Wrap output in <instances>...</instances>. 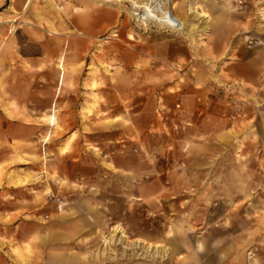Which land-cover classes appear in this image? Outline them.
<instances>
[{"label":"rangeland","instance_id":"1","mask_svg":"<svg viewBox=\"0 0 264 264\" xmlns=\"http://www.w3.org/2000/svg\"><path fill=\"white\" fill-rule=\"evenodd\" d=\"M29 1L0 0V225L13 221L5 204L19 190L41 224L52 210L66 217L70 203L87 211L98 230L86 239L88 264H264V0H171L182 34L144 26V9L126 0ZM251 64L261 67V90L220 85L217 72H252ZM115 103L123 115L103 125L138 133L153 177L133 197L107 176L96 198L74 186L81 194L69 199L66 155L101 154L82 121ZM204 105L234 118L217 144L180 121L185 108Z\"/></svg>","mask_w":264,"mask_h":264},{"label":"crops","instance_id":"2","mask_svg":"<svg viewBox=\"0 0 264 264\" xmlns=\"http://www.w3.org/2000/svg\"><path fill=\"white\" fill-rule=\"evenodd\" d=\"M50 33L57 34L58 32L50 30ZM84 35L86 36V34ZM263 37L260 44L262 47H264ZM260 55L264 60V52ZM250 68L254 70L244 72L240 69H230L225 73L226 77L217 72V79L221 82V86L253 93L263 87L261 81L263 75L260 72V66L257 67L258 69L255 65ZM203 81L201 80V82ZM208 82L212 81L208 80ZM99 95H103L102 90L99 91ZM232 106L230 105L231 108ZM99 109L103 118L101 115L95 114L88 117L87 121L83 120L82 122L83 129L85 127L90 129L89 132L83 131L85 141L90 145L98 146L101 154L97 155L84 148L80 155L68 153L65 157L71 172L64 175L61 171L60 176L69 178L70 186L67 190L70 194L69 199L71 196L78 197L81 194L74 189V186L83 189V194L87 197L96 198L97 196L93 192L102 189L107 176L117 177L120 181L125 182L127 191L130 193L129 197H133L137 193L139 181L153 177L152 174L155 171L153 155L144 145L138 144V133L127 130L122 134L117 129H109L103 125L106 118L119 119L123 115L122 107L115 103V105L109 104L107 107L100 105ZM225 111L227 112L228 109L220 106L209 108L208 105H204L193 109L187 107L184 109L180 121L185 125H191L190 128H185L190 133L192 132L195 139L210 137L211 143L217 144L219 136L225 138L224 133L228 132L226 128L234 119L232 116L223 119L226 115ZM204 124L211 125L205 129ZM120 141L126 145H117ZM133 149H137L138 154L133 153ZM107 165L113 169L106 167ZM10 194L13 201L5 204V214L13 215L14 219L0 225V264H88V252L85 249L86 239L96 235L98 230L91 226L92 223L86 210L82 211L70 203L66 217H55V212L52 210L49 213L52 215L47 214L51 217V221L41 224L36 220L43 216L34 214V208L31 205L26 206V201L31 199L30 196L19 190H12ZM81 237L84 238L81 240ZM155 246L162 245L156 244ZM28 249L32 253L27 254ZM172 250L174 253L175 249Z\"/></svg>","mask_w":264,"mask_h":264},{"label":"bare ground","instance_id":"3","mask_svg":"<svg viewBox=\"0 0 264 264\" xmlns=\"http://www.w3.org/2000/svg\"><path fill=\"white\" fill-rule=\"evenodd\" d=\"M31 1L32 0H30L28 4H30ZM97 1H105V0H97ZM121 2H125V1L121 0ZM126 2H129V3L133 4L135 9H144V16H141L140 23H142L146 27H148V26H150L152 24H158L159 27L162 28V29L174 30V31H177L180 34L184 33V31L186 29V23L178 20L173 15L172 12L174 11V8L176 7V4L174 5V2H172L171 0H166V2L171 5V8H163V7L161 8V6H160V4H158L157 0H126ZM159 10L161 12V15H157L156 14V12L157 11L159 12ZM202 18H208V19L210 18V20H211V17H209L207 14H204V15L202 14ZM261 22L264 23V12H262ZM261 28H264V25ZM14 31L15 30H13V32ZM202 32L203 33L209 32V28L208 27L204 28V30H202ZM195 33H198V28L197 27H195L192 30H190L188 32V35L192 36L193 37V42H195L197 44V37H196ZM82 34L84 35V33H82ZM16 184H17L18 187H20V186H23L25 183H24L23 180H20V179L17 180L16 179ZM114 232H115L114 233V237H116L118 235L119 236L121 235V238L119 239L121 241V243H123L124 239L127 238L125 236L123 230H121L120 228H116ZM105 238H106L105 242L107 244H111L112 243V239H110L109 237H105ZM114 241L115 240H113V242ZM136 244H137V246H146V242H142L140 240H138ZM147 248L149 250H154L156 248L158 251H160L162 246L149 245ZM151 253H153V252H151Z\"/></svg>","mask_w":264,"mask_h":264},{"label":"built area","instance_id":"4","mask_svg":"<svg viewBox=\"0 0 264 264\" xmlns=\"http://www.w3.org/2000/svg\"><path fill=\"white\" fill-rule=\"evenodd\" d=\"M53 198L56 202L61 203V200L53 195Z\"/></svg>","mask_w":264,"mask_h":264}]
</instances>
